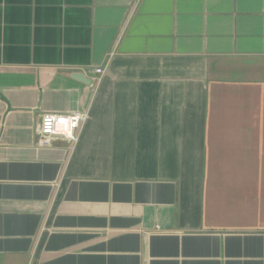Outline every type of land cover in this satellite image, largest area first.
<instances>
[{
    "label": "crops",
    "instance_id": "obj_1",
    "mask_svg": "<svg viewBox=\"0 0 264 264\" xmlns=\"http://www.w3.org/2000/svg\"><path fill=\"white\" fill-rule=\"evenodd\" d=\"M0 264H264V0H0Z\"/></svg>",
    "mask_w": 264,
    "mask_h": 264
},
{
    "label": "built area",
    "instance_id": "obj_2",
    "mask_svg": "<svg viewBox=\"0 0 264 264\" xmlns=\"http://www.w3.org/2000/svg\"><path fill=\"white\" fill-rule=\"evenodd\" d=\"M96 73L102 71L95 68ZM86 119V113L74 112L71 114L46 113L42 116L38 136L44 142H48L53 136H61L70 140L77 138L75 130L81 126Z\"/></svg>",
    "mask_w": 264,
    "mask_h": 264
},
{
    "label": "water",
    "instance_id": "obj_3",
    "mask_svg": "<svg viewBox=\"0 0 264 264\" xmlns=\"http://www.w3.org/2000/svg\"><path fill=\"white\" fill-rule=\"evenodd\" d=\"M75 77L80 79V80H83L84 75L81 73H77V74H75Z\"/></svg>",
    "mask_w": 264,
    "mask_h": 264
}]
</instances>
